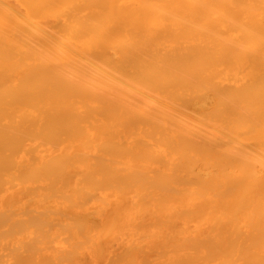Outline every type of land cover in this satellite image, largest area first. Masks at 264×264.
I'll use <instances>...</instances> for the list:
<instances>
[{
	"label": "bare ground",
	"instance_id": "obj_1",
	"mask_svg": "<svg viewBox=\"0 0 264 264\" xmlns=\"http://www.w3.org/2000/svg\"><path fill=\"white\" fill-rule=\"evenodd\" d=\"M0 264H264V0H0Z\"/></svg>",
	"mask_w": 264,
	"mask_h": 264
}]
</instances>
